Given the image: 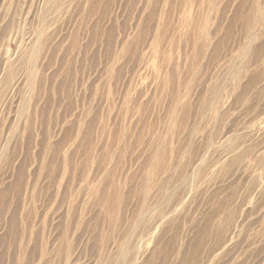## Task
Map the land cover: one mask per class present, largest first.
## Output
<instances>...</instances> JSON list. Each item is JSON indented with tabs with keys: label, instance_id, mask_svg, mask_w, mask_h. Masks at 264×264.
I'll return each instance as SVG.
<instances>
[{
	"label": "rangeland",
	"instance_id": "rangeland-1",
	"mask_svg": "<svg viewBox=\"0 0 264 264\" xmlns=\"http://www.w3.org/2000/svg\"><path fill=\"white\" fill-rule=\"evenodd\" d=\"M0 264H264V0H0Z\"/></svg>",
	"mask_w": 264,
	"mask_h": 264
}]
</instances>
